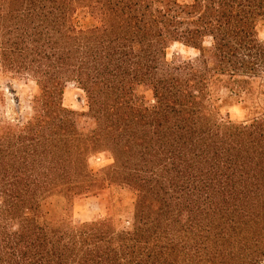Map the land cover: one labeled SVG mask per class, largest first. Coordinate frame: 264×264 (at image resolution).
I'll list each match as a JSON object with an SVG mask.
<instances>
[{
    "label": "trees",
    "instance_id": "obj_1",
    "mask_svg": "<svg viewBox=\"0 0 264 264\" xmlns=\"http://www.w3.org/2000/svg\"><path fill=\"white\" fill-rule=\"evenodd\" d=\"M260 30L264 0H0V71L35 86L0 113V264H264ZM111 184L130 217L72 221Z\"/></svg>",
    "mask_w": 264,
    "mask_h": 264
},
{
    "label": "rangeland",
    "instance_id": "obj_2",
    "mask_svg": "<svg viewBox=\"0 0 264 264\" xmlns=\"http://www.w3.org/2000/svg\"><path fill=\"white\" fill-rule=\"evenodd\" d=\"M78 18L79 22L83 25L88 23L87 19L81 18V15H79ZM259 35L260 37L264 36L262 30H260ZM205 44L208 45L209 41H206ZM174 54H179L182 57L193 58L198 53L192 48L185 47L180 43H174L166 49V59L170 60ZM34 87V83L29 79L13 78L10 74H5L0 71V113L5 115L9 114L13 105H16L14 95L17 94L19 95L22 103L21 115L24 117L29 114V99L34 92ZM62 104L64 107L76 111H87V103L83 90L72 82H68L64 86ZM226 114H228L233 120H244L247 117L246 115H248L239 104H234L220 111L221 116H225ZM248 117H252V115L249 114ZM82 120L86 122V124L89 123V119L87 117H84ZM111 162V158L105 152H99L91 155L87 160L89 169L94 173H97L101 169L107 167ZM108 195L111 202H113V206L106 209L105 207L108 206L106 205L104 208L101 207L97 197L87 198L81 203H75L72 206L71 211L72 221L78 223L92 219H101L107 217L106 215L108 214L115 218L119 217L123 219L131 216L134 195L130 189L111 184L108 189Z\"/></svg>",
    "mask_w": 264,
    "mask_h": 264
}]
</instances>
